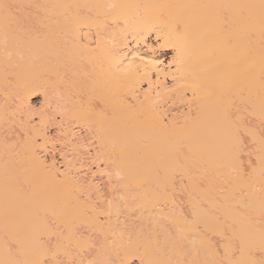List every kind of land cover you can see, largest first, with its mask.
Masks as SVG:
<instances>
[{"label": "bare ground", "instance_id": "1", "mask_svg": "<svg viewBox=\"0 0 264 264\" xmlns=\"http://www.w3.org/2000/svg\"><path fill=\"white\" fill-rule=\"evenodd\" d=\"M28 43L34 46L31 44L27 47ZM39 63L44 73H41V68L39 72L46 76L42 75L45 78L43 82L37 78L41 74L38 76L39 73H35L40 67H37ZM27 68L29 74L33 71L35 73L32 77L28 75L30 80L23 78L28 73ZM36 79L44 83L45 90H52L53 86V89L57 88L56 92L59 90L60 96L58 92V98L55 99L59 100L61 107L60 121L53 122L54 115L52 119L49 113L42 112L38 119L41 124H35L36 121L32 123L34 110L30 106L33 103L28 96L32 91L29 93L28 90L39 83ZM34 81L36 84L32 86ZM48 94L45 99L50 97ZM61 96L63 99L59 98ZM176 102L178 105L181 102L185 107H178ZM172 105L177 107L174 106V112L170 109ZM14 116L22 122L23 127L19 128L25 130L22 133L25 137L18 139L21 140L20 144L16 143L18 136L14 138L10 135L13 133L9 130L13 129H10V122L7 123L13 121ZM53 125L59 131L60 140L67 141L74 153L67 155L62 152L63 141L59 142L62 148L59 145L57 148V136L53 140L49 130ZM3 129L6 136L8 132L10 138L16 139L15 143L2 136ZM80 129L86 132L84 137ZM0 130V146L1 149L6 147L4 154L8 156L0 153V172L4 173H0L2 180L6 182L7 179L4 171L6 167L15 165L19 169L22 166H38V173L40 168L43 174H38L41 175L40 179L44 176L48 181L68 174L74 189L72 195L70 191L65 192L72 196L78 208L71 207L85 214L74 210L72 212L67 205L68 213L70 211L74 216L77 214L76 217L81 215L77 219L73 218L74 221L77 220L78 225L85 224V229L95 227L89 232L84 230L89 234L101 230L97 220L99 215L105 214L108 220L103 217L105 220L102 221L108 223L107 227L105 222V227L110 232L106 234L112 232L113 237L110 235L112 239L108 241L114 240V245L111 243L106 250H98L94 259L83 256L86 262L83 263L131 264L130 248L134 246L133 250L137 252L141 264H264V0H0ZM85 137L87 140H95L94 143L85 140ZM56 140L58 142L59 139ZM91 144H95L93 149L89 147L95 159L89 162L84 154L90 155L91 150L86 146ZM80 148L87 149L82 151ZM58 155L63 159L62 164L57 162ZM101 161L112 167V172L106 175L108 182H113L115 189L121 190H115L121 193L117 194L119 196L113 195L116 200L112 199L111 193L106 203V198L98 201V196L94 197L89 190L97 182V177L105 175V171L100 169ZM93 164L98 167V171H95ZM9 168L6 171L8 173L15 167L12 170ZM21 176H17L19 182L25 175ZM12 177H16V174ZM2 180L0 188L5 184ZM10 182L12 184L15 181ZM34 182L30 185L35 186ZM116 183L119 188L114 185ZM20 184L17 185L19 188L23 186ZM28 185L22 188H29ZM6 186L5 193L2 190L4 188L0 189L2 197L6 194L7 199L5 202V197L1 200L0 196V209H3L5 203L9 206L3 214L7 220L18 212H24L19 213L20 218L16 216L17 225L16 220L12 219L15 221L13 226L16 225L15 231L19 226L29 235L19 231L22 235L20 239L11 236L13 242L14 239L22 242V247L18 246L20 243L16 245L18 242L15 243L16 248L11 247L13 242L8 236L12 231L10 234L5 232L8 224L2 221L6 230H1L0 235L3 234L5 238L7 234L6 238L11 243L6 238L1 240L0 253L3 257L0 258L10 259L9 263H18L25 256L26 264L30 260L33 261L30 264H39V261L44 264L41 259L44 256L38 259L41 252H36L42 250L47 254L52 246L50 244L55 241L50 243L47 240L48 243L45 239L42 244L40 235H32V232H39H36L39 223L43 228V231L40 228L39 233L44 234L43 225L49 224L48 216L52 222L58 219L56 215L62 213V201H58L62 202L58 205V198L54 197L53 203L49 196L46 199V194L51 193L50 189L53 187L54 190L55 185H49L48 192L45 189L46 196L38 194L39 197L34 196V199V194L30 197L31 187L26 193L21 188V195L16 186L9 187L16 189L17 198L21 202H24L22 197L25 193V201L30 200V208L29 205L26 207L28 212L25 211L27 209L23 210L25 207L17 198L12 199V205L13 202L8 199L14 195L7 183ZM61 188L65 186L56 190L61 191ZM181 193L185 202L179 198L183 196ZM52 194L56 196L51 193V197ZM177 195H180L178 200ZM44 197L54 205L43 201ZM122 199L131 204L132 212L135 211L133 204L138 205L134 209L141 208L143 219L145 213H148L147 218H151L149 220L154 224L149 233L142 228L146 232L142 233L145 235L142 240H138L139 237H135L136 241L130 240V237L125 238L126 234H123L124 237V232L119 231V224L113 221L116 218L113 213L118 214ZM15 201L20 202L21 206L17 205V208ZM37 203L43 207L38 208ZM183 203H187L186 210L185 206L182 207ZM10 205L16 206L12 216L10 211L13 207ZM33 205H37V210ZM50 206L57 210L54 211ZM46 209V212H51V216L45 215ZM35 212H39L36 218L33 217ZM43 216H46L44 218L47 222H43V219L41 223L39 221ZM33 220L38 223L29 224ZM51 224H55L54 221L46 224L45 232L49 230L46 232L48 234L53 231L51 228L54 225ZM167 225L175 229L172 237H169L170 232L165 229ZM24 226L27 228L24 229ZM83 228H78L79 231L75 229L81 235L75 233L77 237L73 242L85 241L87 247H94L95 240L92 242L91 237L88 238L91 242L87 241L89 236L87 234L84 237ZM54 235L53 238H57ZM103 236L108 237L105 233ZM33 237L40 238L38 244ZM106 239L104 244L108 243ZM62 241L60 244H63ZM25 244L27 249L30 245L32 249H28L30 252L27 251V255L22 253ZM54 245L51 251L57 249L56 256L58 253L63 254V251L67 253L63 245L64 250ZM3 248L9 253H4ZM20 248L22 251H19ZM15 249L22 254L19 255ZM14 250L20 260H14L17 257ZM71 251L68 250L70 254ZM28 252L37 259L27 260ZM110 253L115 254L116 261ZM7 254L15 257H7ZM108 255L113 261H109ZM63 258L61 264H67L65 262L69 258L62 262ZM7 259L3 260L4 263ZM77 261L79 264L82 262ZM47 262L53 263L49 259ZM21 263L23 261L18 264Z\"/></svg>", "mask_w": 264, "mask_h": 264}, {"label": "rangeland", "instance_id": "2", "mask_svg": "<svg viewBox=\"0 0 264 264\" xmlns=\"http://www.w3.org/2000/svg\"><path fill=\"white\" fill-rule=\"evenodd\" d=\"M30 8H31V7H30ZM32 10H33V9H31V11H32ZM34 11H35V10H34ZM34 11H33V12H34ZM31 44H33V43H31ZM31 44L28 43L26 46H27V47L32 46ZM33 46H34V44H33ZM36 64H38V61H36ZM40 65H41V64L39 63V65H37V67L40 66ZM31 66H32V65H31ZM25 67H26V66H25ZM34 67H35V64H34ZM37 67H36V68H37ZM39 68H41V66L38 67V71L35 70V73H36V72L39 73L38 76H40L41 73H44V69L41 68V70H42V69H43V70H42V71L40 70V71H41V73H40V72H39ZM31 69H32V67L30 68V70H31ZM30 70H29V68H27L28 73H27V74H24L23 78H25V79L28 78V80H30V77H29V76L32 77V75H35L34 71H33L32 74H29V73H30ZM33 70H34V69H33ZM25 71H26V70H25ZM28 75H29V76H28ZM42 75H43V74H41V77H37V78H38V80L41 79L42 82H43L44 79H45L44 77H46V76L43 75L44 77H42ZM26 76H27V77H26ZM26 80H27V79H26ZM36 80H37V79H36ZM38 80H37V81H38ZM41 80H40V81H41ZM24 81H25V80H24ZM40 81H38L39 83H38L36 86H33V85L36 84V81H34V84L32 83L33 88H31L30 90H28L29 93L32 91V94H31V93H30V95L28 94V96H30L29 98H30L31 104L33 103L32 106H30V108L32 107V110L35 111V112L33 111V113H34L33 115H34V116L32 115V119H33V118H34V119L32 120V123L34 124V123H35L34 121H36L35 124H37V125H38V124H39V125L41 124V122H38V119L40 118L39 115H40L42 112H47V113H49V115L52 116V119L54 118V117H53V115H54L55 118L52 120L53 122H54V121L57 122L58 120L60 121L61 118H62V117H61V114H60V109H61V107H60L59 102H58L59 100L56 101V99H55V97L58 98V96H56V95H57V93L59 92V90H57L58 92H56V89H57V88H56V89H53V87H55V86H53V87H52V90H50V89H49L50 86H48L49 88H48V87H47V88H48L49 91H51V92H49L47 89H46V90H47V91H46V90L44 89V88H46L45 85H44V83H42V82H40ZM30 84H31V83H30ZM40 84H43V86L40 85ZM39 85H40L42 88H41ZM39 87H40V88H39ZM44 90H45V91H44ZM54 90H55V93H53ZM28 91H27V93H28ZM43 92H44V93L46 92L47 94L49 93V94H50V97L48 96L49 98H46V99H45L44 97H45V95H47V94H46V93L44 94ZM49 94H48V95H49ZM58 95L60 96V92L58 93ZM59 98L61 99L62 96L59 97ZM62 99H63V98H62ZM178 102H179V101H178ZM178 102H176L177 104H175V105H177L178 107H180V105H181L182 103L180 102L179 105H178ZM15 104H16V103H15ZM33 105H34V106H33ZM175 105H174V106H175ZM170 106H171V102L169 103V107H170ZM172 106H173V105H172ZM174 106L170 108L171 111L175 110V109H173V108H175L176 106H175V107H174ZM181 106H182V105H181ZM34 107H35V108H34ZM182 107L184 108L185 106L183 105ZM33 108H34V109H33ZM176 108H177V107H176ZM32 110H30V112H31ZM176 110H177V109H176ZM16 111H17V110H16ZM17 112L19 113V111H17ZM17 112H15V113H16V114H15L16 117H17ZM21 112H23V111H21ZM37 112H38V114H35V113H37ZM173 112H174V111H173ZM39 113H40V114H39ZM19 114H20V113H19ZM31 114H32V113H31ZM23 115H24V114H23ZM15 116H14V117H15ZM18 116H19V115H18ZM20 116H22V115L20 114ZM16 117L14 118L13 121H11V120H10V121H7V123L10 122L9 125H11L12 128H10L11 126H7V125H6L8 128L13 129V130L10 131L8 128H6L7 130H9L10 133H13V134H10V133L7 132V134H8L9 137L6 136V134H5L6 132H5V130H4L5 128H4V129H3L4 131L2 132V134H3V133H4V134H3L2 136H5L6 139L8 138L7 141L11 139L12 141H9V142H11V143H15V140L17 139V140H16V143H17V144H20V141H21V140H18V139H20V138H24V137H25V135H24V137H23V134H22L23 132L25 133V130L22 131L23 128H19V127H23V125H22V122H21V121L19 122L18 119H17ZM39 121H40V120H39ZM37 122H38V123H37ZM14 123H16V124H14ZM14 125H15L17 128H15ZM54 126H55V125H53V127L50 126L49 130L51 131V136H52V138H53V137L55 138V137L57 136V137L55 138V141H56V142L54 141V142H55V145L57 146V148L60 147V149L63 147V148H62L63 151H62V150H60V151L64 152V153L67 154V155H71V154H72L71 152H73V151H71V150H73V149H71L70 146L68 147V144H69V143H66L67 141H65V140H64V141H63V140H60V139H62V138L60 137V135H58V134H59V133H58L59 131H57V129H55V128H57V127H56V126L54 127ZM78 127H79V126H78ZM18 128H19V129H18ZM20 129H21V130H20ZM53 129H55V130H53ZM1 130H2V128H1ZM1 130H0V133H1ZM7 130H6V131H7ZM12 131H13V132H12ZM79 131L81 132L82 136L84 137V136H85V134H84L85 131H84L83 129H80ZM85 133H86V132H85ZM9 134H10V135H13L14 138H16V137L18 136V138L13 139L12 136H11L12 138H10V135H9ZM86 135H87V134H86ZM58 136H59L60 138H58ZM54 138H53V140H54ZM56 139H59L58 142H57ZM85 140H87V137H85ZM60 141H63V142H61V143H63V146H62V147H61L62 144L59 143ZM87 141H92V140L89 138V140H87ZM93 141H95V140H93ZM93 141H92V143H94ZM18 142H19V143H18ZM86 143H87V144H90V143H88V142H86ZM65 144H67V145H65ZM95 144H96V143H95ZM95 144H93V145L91 144V146H86V147H87V148L91 147V148L93 149V147H94ZM58 145H59V147H58ZM1 146H2V145H1ZM1 146H0V150H1L0 153H3V154H4V149H5L6 147H4V148L1 149ZM4 146H5V145H4ZM84 148H85V147H84ZM87 148H86V149H87ZM91 148H89V149L91 150V151H90V155H89L88 153H87V154H84L85 156L87 155V161H89V162H90L91 159H92L91 161H94V159H95V158L93 157L92 153H91V152H93V150H92ZM80 149H82V148H80ZM86 149H82V151H84V150H86ZM5 151H6V150H5ZM7 151H8V150H7ZM7 151H6V152H7ZM82 151H81V153H82ZM6 152H5V153H6ZM73 153H74V152H73ZM7 154H9V152H7ZM4 156L8 157L6 154H4ZM85 156H84V157H85ZM88 157H89V158H88ZM85 158H86V157H85ZM62 160H63V159L61 158V156L58 155V157H57V162L62 164ZM94 164H96V163H94ZM94 164L92 165L93 168L95 169V171H98V167H97L98 165L96 164V165H97V166H96V165H94ZM100 165H101L100 169H102L103 171H105V172H104L105 175L101 176L102 178H101V177H97V179H98V180L96 179L97 182H94V183H95V188H96V189L94 188V183H93V187H91V188H93V189L91 190V188H89V190L92 192V194H93L94 197H97V196H98V197H97V200H98V201H99V200L102 201L104 198H106V199H104V200H105L104 203H106V202H108V199L110 200L111 196H113V195L116 196L117 194H121V193H117V192H116V191H118V189H117V190L115 189V187L112 185V184H113L112 181H111L112 184L110 183V181L108 182L109 179H108V177H107L106 175H108L109 172H110V173L112 172V171H111L112 167L106 166V165L103 163V161L100 162ZM18 166H19V165H18ZM20 166H21V165H20ZM31 166H33V168H32ZM31 166H27L26 168H25L24 166H22V168L20 167V169H19V167H17V166L15 165V166H13V167H15L14 169H13V167H11L13 170H12L11 168H9V167H6V169L4 170V171H5V174H6V177H5V178H7V179H6V182H5L4 180H2L1 178H0V179L3 181V184H4V183H5V184L7 183V185H8V189L10 190L11 194L13 193V195H14V197H12L13 195H12V196L10 195L12 198H11V199H8V200H11V201H12L13 198H14V199L17 198V197H18V196H17V191L19 190L18 194H20V193H21V191H20L21 188H22L23 186H27L28 184H29V185H28L29 188L24 187V188H22V190L26 193V190H27V189L29 190L30 187H31V189L33 188L32 190H29L30 193H31V191H32L30 197H32V195L34 194L32 199H34V196L39 197L40 195H42V196H43V194L45 195V193H46V192H45V189H46V190H47V188L49 189V185L52 186V185L54 184V185H55V186H54V190H53V187H52V189H50V190H51V193H55L56 196H57V195H59V196L56 197L54 194H52V197H51V196H50L51 193L48 192V191H50V190H47V192L50 193L49 195H48V193L46 194L47 197H48V196L50 197V199H51L50 202L54 201V200H52L54 197H55L54 199L58 198V199H56V200H57L56 202H57L58 205H59V203L61 204L62 202L65 203L64 205H63V203H62L63 208L61 207V208H62V211H60V212H62V213H59V212H58V213L61 214V215L64 213V214L62 215L63 218H64V220H63V218L61 217V215H59V216H60V217H59L58 215H56L57 213L55 212L54 215H56L58 219H56V218L53 219V221H54L55 224H51V225H54V226H52L53 228H51V225H50V228H51L53 231L50 230L51 232H50L49 234L46 233V232H48L49 230L45 232V229H47L46 226L49 225L50 223H52L53 221L51 220L52 222H50V221L48 220V219L50 218L48 215L51 216V214H50L51 212H46L47 209L44 211V212H46V214H45V213H43V214H45V215L48 214V215H47V216H48L47 221L49 222V224L46 223L47 225H46V224H45V225L42 224L43 226H45V229H44V232H43L44 234L46 233L45 236H44L45 238L43 237L44 234L41 233V234H42V235H41V234L39 233V232H40V228H41L42 226H40L38 222H35V221H34V220H36V219H34L33 221H31L30 223L27 221L29 224H31V223H33V224L38 223V224H37L38 229L36 228L37 226H33V227L36 228V232H38L37 230H39V232H38V233H33V232H32V235H33V234H34V235H35V234H36V235L39 234V235H40V238H41V241H40V238H37L39 235H38L37 237H33V238H36L35 241L38 240V241H40V243H42L43 240H45V239H46L45 242H46L47 240H49L50 243H52L53 241H55V242H53L55 245H54V244H50V245H52V246H51V249L53 248V245H54L55 248H56V247H62L61 245H63V247L66 249L65 252H67V253H64V251H63V252H62L63 254L58 253V256H56V254H55V252L57 253V251H56L57 249H56V250H53V251H51V249H48V250H50L51 252L48 251V250H47L48 252L46 251L47 254L49 255V256H47V257H45L47 254L44 253L42 250H41V251H37V252H36L37 254H38V252H41V254L39 253V256H40V257H38V255H37L38 259L41 258L42 256H44V257L41 258V259L43 260L42 263H44V264H45V263H46V264L49 263V262H47L48 259H49L51 263L53 262L54 264H61V261H60L61 258L64 257V258L62 259V260H63L62 262H65V261H66V260H67V259L73 254L72 252H74V254L72 255L74 258H73V257H70L65 263L68 262L67 264H70V263L72 264V263L74 262V263L76 264L75 261L80 260V262L82 261L80 264H85V263H86V262L84 261L85 258L88 257V258H93V259H94V258H95V255H96V252H97L98 250H100V249L102 250V248H105V250H106V248H107V246H109V244H111V243L113 244V241H114V240L111 241V242H109V241L112 239V237H113V234L111 235L112 232L110 233V235H111L112 237H111L110 235L106 234V232H110V230L106 229L109 225H108V223H107L106 221H102V220L107 219L106 216H105V214L103 215V214L100 213L102 216L99 215L98 220H97V221H98V224L101 225V226H100V229H101L102 231H101V230L91 231L92 233L90 232V233H89L90 235H89L87 232H89L91 228H89V229L86 228V229H85V228H83V227H85V224H83V225L81 224V225H82V227H81L80 224H79V225L77 224V223H78L77 220L74 221V219H75V217H76L77 214H75L76 212H74V214H75V216H74L73 213H70L71 209H72V212H73V210H74V211H77L78 213H80L81 210L78 209V210H79V211H78L76 208L71 207V206H75V207H77V204L74 202L72 196L70 197V195H72V193H73V189H74V188H73V184H72L73 182H70V180H69V179H71V176L68 177V174H64L63 176H61V177H63V178L58 177V178H56L55 180L48 181V180H46V179L44 178V176H42L43 179H40V178H41V175H43V174H42L41 169L39 168V173H40L41 175H40V176L38 175V174H39V173H38V166H34V165H31ZM23 167H24V169H23ZM29 167H31V168L29 169ZM106 167H108L109 169L106 168ZM8 168H9L10 170H12V172H11V171H10V173L6 172V171H8ZM16 168H17V169H16ZM22 169H23V171H22ZM31 169H32V170H31ZM100 169H99V170H100ZM25 170H26V171L28 170V171L26 172ZM29 170H30V171H29ZM33 170H37V171H33ZM13 171H15L16 173L13 172ZM18 171H21L25 176L23 177V174H22L21 172H18ZM40 171H41V172H40ZM24 172H25V173H24ZM31 172H32V173H31ZM34 172H36L37 175H32V174H34ZM0 173H3V172H0ZM7 173H8V174H7ZM13 173H14V174H13ZM27 173H29V174H27ZM30 173H31V174H30ZM3 174H4V173H3ZM10 174H13L14 176H15V174H16V177L19 176V175H22L21 178L23 177V179H21L22 181L20 180V182H19V179H20L19 177H17V178H16V177H12L13 175L11 176ZM28 175H29L30 177H28ZM65 175H66V178H65ZM26 176H27V178H26ZM32 176H33L34 178H33ZM38 176H39V178H38ZM11 177H12V178H11ZM67 177H68V178H67ZM10 178H11L12 181H13V180L15 181V182H13L14 184H13V183L11 184V182H10L11 180H9ZM14 178L17 179L18 182H17V180H15ZM36 178H38V179L36 180ZM62 179H63V180H62ZM64 179H65V181H64ZM1 180H0V182H1ZM30 180H31L32 182H30ZM23 181H24L26 184H25V183H24V184L21 183V182H23ZM33 181H35V182H34L35 186H34V185H30V183L32 184ZM37 181H38V182H41V183H36ZM44 181H45V182H44ZM71 181H72V179H71ZM67 182H68V183H67ZM69 182H70V183H69ZM105 182H106V183H105ZM20 183H21V184H20ZM27 183H28V184H27ZM43 183H44V184H43ZM58 183H59V184H58ZM104 183H105V184H104ZM1 184H2V183H1ZM5 184H4L3 187L1 186V188H4V189H2L3 191H4L5 189L7 190V186L5 187ZM15 184H16V185H15ZM19 184H20L21 186H22V185H23V186H22V187L20 186L21 188H19V187H18ZM41 184H42V185H41ZM47 184H49V185H47ZM67 184H68V186H67ZM69 184H70V185H69ZM71 184H72V186H71ZM110 184H111L112 186H111ZM11 185H13V186H11ZM17 185H18V186H17ZM46 185H47V186H46ZM56 185H57V186H56ZM114 185L116 186V188H119V187H117V186H118L117 183L114 184ZM15 186H16L17 188H16ZM42 186H43V187H42ZM60 186H61V187H62V186H65V188H61L62 190H61V191H58V190H60V189H58ZM96 186H97V187H96ZM106 186H107V187H106ZM9 187H10V188L15 187V188L17 189V191H16V189L13 190V189H10ZM38 187H39V188H38ZM66 187H67V188H66ZM1 188H0V189H1ZM50 188H51V187H50ZM56 188H57L58 190H56ZM97 188H98V189H97ZM113 188H114V189H113ZM42 189H43V190H42ZM63 189H64V193H65L66 195L62 192ZM71 189H72V190H71ZM94 189H95V190H94ZM112 189H113L114 191H113ZM6 190H5V191H6ZM11 190H12V191H11ZM55 190H56V191H55ZM65 190L70 191V195H69V196L67 195V194H69V193H68V192H65ZM93 190H94L95 192H94ZM97 190H98V193L96 192ZM109 190H110L111 192H110ZM115 190H116V191H115ZM5 191H4V193H5ZM33 191H34L36 194H35ZM99 191H100V192H99ZM108 191H109V192H108ZM0 192H1V191H0ZM27 192H28V191H27ZM29 192H28V194L30 195ZM39 192H40V193H39ZM59 192H60V193H59ZM61 192H62V193H61ZM118 192H121V190L119 189ZM25 193H23V194H24V196L22 195L23 197L21 196V197L23 198V199H22V198H21V199L24 200V202H26L25 199H24V197H27V196H25ZM94 193H96V194H95L96 196L94 195ZM102 193H103V194H102ZM111 193H112V195H111ZM7 194H8V193H7ZM15 194H16V195H15ZM38 194H39V196H38ZM115 194H116V195H115ZM181 194L183 195V193H181ZM181 194H180V195H181ZM20 195H21V194H20ZM46 195H45V196H46ZM53 195H54V196H53ZM60 195L62 196L61 200H60V197H61ZM108 195H109V196H108ZM110 195H111V196H110ZM180 195H179V196H180ZM0 196L2 197L3 194L1 195V193H0ZM99 196H100V197H99ZM114 196H113V197H114ZM117 196H119V195H117ZM179 196L177 195V200H178L179 198H182V199H183V197H184V195H183L182 197H179ZM4 197H5V200H4V201L6 202V200H7V199H6V194H5ZM4 197H2L1 200H2ZM8 197H9V195H8ZM49 197H48V198L44 197L43 201L45 200V198L48 200ZM69 197H70V198H69ZM108 197H109V198H108ZM113 197H112V199L116 200V198H115V197L113 198ZM178 197H179V198H178ZM19 198H20V197H19ZM63 198H66V199H63ZM68 198L71 199V200H69ZM101 198H102V199H101ZM107 198H108V199H107ZM117 198H118V197H117ZM26 199H28V198H26ZM30 199H31V198H30ZM35 199H36V198H35ZM41 199H42V197H41ZM41 199L38 200V198H37L38 201H41ZM112 199H111V200H112ZM18 200H19V199L17 198V201H18ZM47 200H45L46 203L48 202ZM64 200H66V201L69 200V201L66 202V201H64ZM106 200H107V201H106ZM117 200H118V199H117ZM122 200H123V199H122ZM124 200H125V199H124ZM124 200H123V202H120V205H121L122 207H124V208L120 207V205H119L118 209H119L120 211H119V210L117 211L118 214H117L116 212L113 213V215H116V218H118V219H116L115 216H114V218H115L116 220L113 219V221H114V223L117 222L116 224H119V226H120V230H119V231H120V232H124V233H122V235H123V234H124V235L126 234V235H125L126 237L123 235L125 238L128 237V239H129V237H130V240H133V239H135V237H139V238H137V239H138V240H142V239L144 238V236H145L144 234H145L146 232L149 233V232H151V231L153 230V228H154L153 225H154V224H152V220H149V219H151V218H149V217L147 218L148 213H147V214L145 213V215H146V216L144 217V219L146 220V221H145V220L143 219V217H142V213L140 212L141 208H139L138 210H136V209H134V207L136 208L138 205H137V206H136V205L134 206V204H133V210L137 211V213H135V211L132 212V207L129 206V205H131V204H130L129 202H127L126 200H125V201H124ZM180 200H181V199H180ZM11 201H10V202H11ZM19 201H20V200H19ZM29 201H30V200H29ZM29 201L27 200V202L25 203L26 206H25V204H24L23 201H22V202L20 201L21 203H23L22 207H25V208H23V210L27 209V210H25V211H27V212H28V208H30V205L28 204ZM33 201H34V200H33ZM58 201H62V202H59V203H58ZM70 201H71V202H70ZM72 201H73L74 203H73ZM120 201H121V200H120ZM182 201L185 202L184 199H183ZM182 201H181V202H182ZM0 202H1V201H0ZM2 202H3V201H2ZM5 202H4V203H5ZM8 202H9V201H8ZM12 202H13V201H12ZM20 202H16V201H15V203H16L15 205H16V206H17V205L21 206V203H20ZM41 202H42V201H41ZM45 202H44V203H45ZM50 202H48L49 205H54V204H50ZM4 203H3V204H4ZM30 203H32V202H30ZM34 203H35V201H34ZM42 203H43V202H42ZM44 203H43V204H44ZM52 203H53V202H52ZM67 203H68V204H67ZM72 203H73L74 205H73ZM123 203H124V204H123ZM125 203H127L128 205L126 206ZM9 204H10V203H9ZM13 204H14V202L12 203V205H13ZM38 204H39V203H37V205H38ZM57 204H56V205H57ZM70 204H72V205H70ZM15 205H14V206H11V205H10V207H13V210H12V208H11L12 211H10V215H11V213H13V211L15 210V207H16ZM27 205H29L28 208H26ZM37 205H35V206H37ZM39 205H40V204H39ZM39 205L37 206L38 208H42V207H43V206H42V207H39ZM45 205H47V204H45ZM49 205H48V206H49ZM67 205L70 207V208L68 207V208L70 209L69 213H68V210H69V209L66 207ZM2 206H3V209H5V210L3 211V209H0V211H1V214H0V219H1V220H0V221H1V222H0V231L2 230V232H4V229L6 230V225H3V223H2V221H6V222H4V223H7V224H8V225H7L8 229H7L5 232H7L8 234H10L11 231H12V233L14 232V236L12 235V233L8 236V237H10V240L13 242L12 237L16 238V237L18 236V238H19V237L22 236V235L20 236L19 231L21 232V234H24V233L26 232V231L23 230L22 228H19V226H17V229L19 228L18 230L16 229V231H15V229H14V228H15L14 226L17 225V222H18L17 220H18V218L21 217L20 214H23L24 212H21V213H20V212H18V213L15 212L16 214L13 213L14 216L11 217V218L14 219V220H16V225L13 226V224H15V221H13V220L10 219V218H9V220H10V221H9V220H7V219L4 217V215H3L4 212L6 211V209H9V208H8L9 206H8L6 203H5L4 205H2ZM19 206H17V208H18ZM33 206H34V205H33ZM35 206H34V207H35ZM40 206H41V205H40ZM48 206H46V208H47ZM60 206H61V205H60ZM184 206H185V210H186L187 203H186V204L183 203V206H182V207H184ZM22 207H20V208H22ZM31 207H32V206H31ZM37 207H35L36 210H37ZM44 207H45V206H44ZM52 207H53V206H52ZM52 207L50 206L51 209H52ZM55 207H58V206H55ZM64 207H65V208H64ZM126 207H127L128 209H127ZM130 207H131V209H130ZM138 207H139V206H138ZM0 208H1V204H0ZM17 208H16V209H17ZM32 208H33V207H32ZM48 208H49V207H48ZM59 208H60V207H59ZM61 208H60V209H61ZM73 208H74V209H73ZM77 208H78V207H77ZM120 208H121V209H120ZM187 208H188V207H187ZM44 209H45V208H44ZM51 209H49V210H51ZM54 209L57 210V208H54V207H53V210H54ZM66 209H68V210H66ZM75 209H76V210H75ZM125 209H126V210H125ZM183 209H184V208H183ZM17 210H18V209H17ZM17 210H16V211H17ZM19 210L22 211V209H19ZM19 210H18V211H19ZM32 210H33V209H32ZM39 210H41V209H39ZM63 210H64V211H63ZM130 210H131V211H130ZM2 211H3V213H2ZM54 211H55V210H54ZM54 211H53V212H54ZM58 211H59V210H58ZM8 212H9V210L7 211V213H8ZM30 212H34V211H31V210H30ZM42 212H43V210H42ZM53 212H52V213H53ZM119 212H121V213H119ZM130 212H131V213H130ZM138 212H139V213H138ZM5 213H6V212H5ZM19 213H20V214H19ZM66 213H68V216H67ZM81 213H82V212H81ZM25 214H26V213H25ZM28 214H30V213H28ZM35 214H36V215H34V213H33V217L36 218V216H38L37 214H39V212H35ZM65 214H66V215H65ZM69 214H71V216H70ZM137 214H139L140 217L137 216ZM140 214H141V215H140ZM143 214H144V213H143ZM26 215H27V214H26ZM72 215H73V217H72ZM82 215H85V214L82 213ZM117 215H118V216H117ZM8 216H9V213H8ZM8 216L6 215L7 218H8ZM11 216H12V215H11ZM16 216H17L18 218H17ZM19 216H20V217H19ZM39 216H40V215H39ZM78 216H81V215H78ZM78 216H77V217H78ZM143 216H144V215H143ZM149 216H151V215H149ZM24 217H25V215H24ZM28 217H29V215H28ZM33 217H32V218H33ZM40 217H42V213H41V216H40ZM44 217H46V216H43V218H41L39 222H41V220L45 219ZM66 217H69V218H66ZM71 217H72V218H71ZM77 217H76V219H77ZM83 217H84V216H83ZM103 217H105V219H104ZM16 218H17V219H16ZM70 218H71V219H70ZM73 218H74V219H73ZM79 218H80V217H79ZM111 218H113V217H111ZM23 219H24V218H23ZM23 219H21V220H23ZM25 219H26V218H25ZM29 219H30V218H29ZM29 219H28V220H29ZM80 219H81V218H80ZM21 220H20V221H21ZM55 220H57V222H55ZM65 220H66V221H65ZM78 220H79V219H78ZM107 220H108V219H107ZM110 220H111V219H110ZM117 220H118V221H117ZM143 220H144V222H142ZM29 221H30V220H29ZM47 221H46V219H45L43 222H47ZM59 221L62 222V223H60ZM111 221H112V220H111ZM115 221H116V222H115ZM148 221H149V222H148ZM23 222H24V221H23ZM25 222H26V220H25ZM25 222H24V223H25ZM34 222H35V223H34ZM43 222H41V223H43ZM76 222H77V223H76ZM80 222H81V223H84V222H82L81 220H80ZM99 222H100V223H99ZM105 222L107 223V227H105V225H106ZM145 222H147L148 224H145ZM150 222H151V223H150ZM1 223H2V224H1ZM11 223H12V224H11ZM21 223H22V221H21ZM41 223H40V224H41ZM58 223H60V224L58 225L59 227L56 225V224H58ZM25 224H26V226L28 227L27 223H25ZM62 224H64V225H62ZM149 224H150V226H148ZM55 225H56L57 227H56ZM76 225L78 226L79 229H80V228H83V231H84V230L87 231V232L84 231V232H85V233H84V234H85L84 237L87 236V234H88V236H89V237H87V241H90V239L88 240V238H91V237H92V238H91V239H92V242L95 240V241L93 242V243H95V244H94V247H93V246H92V247L89 246V244H87V245L89 246V247H87L85 241H81V242H80L81 244L79 243V241H78L77 243H76L75 241H74L75 243L73 242L74 238L76 239V237H77V236H76L77 234L75 235V233H79V232H76L77 229H78ZM96 225H97V224H96ZM103 225H104V226H103ZM139 225H140V226H139ZM3 226H4V227H3ZM22 226H23V225H22ZM26 226H24V229L27 228ZM39 226H40V227H39ZM60 226H61V227H60ZM64 226H65V227H64ZM12 227H13V228H12ZM20 227H21V225H20ZM25 227H26V228H25ZM31 227H32V225H31ZM31 227H29L30 230L32 229ZM54 227H55V229H54ZM75 227H76L77 229H76ZM98 227H99V225H98ZM149 227H151V229H150ZM170 227H171V226L167 225V226L165 227V229L167 230V232H170L169 237H172V236H173V232L175 231V229H174L173 227H171V228H173V230H172ZM2 228H3V229H2ZM34 228H33V229H34ZM48 228H49V227H48ZM56 228H60V229H56ZM61 228H63V229L61 230ZM74 228L76 229V231H75ZM104 228H105L106 230H105ZM142 228H145V230H147V231L145 232V230L142 229ZM21 229H22V230H21ZM41 229H42L41 231H43V228H41ZM79 229H78V231H79ZM94 229H95V227H94V228L92 227L91 230H94ZM96 229H97V227H96ZM103 229H104V230H103ZM141 229H142L143 231H142ZM27 230H28V229H27ZM54 230H55V231L58 230V231H56V233H55ZM59 230H61V232H63V233H61ZM88 230H89V231H88ZM8 231H9V232H8ZM23 231H24V232H23ZM32 231H33V230H32ZM34 231H35V230H34ZM73 231H74V234H73ZM119 231H118V233H119ZM172 231H173V232H172ZM2 232H1V233H2ZM22 232H23V233H22ZM58 232H60V233L58 234L59 237L56 235ZM80 232H81V231H80ZM133 232H134V233H133ZM144 232H145V233H144ZM1 233H0V234H1ZM104 233H105V236H108V237H104V236H103ZM130 233L134 234V236L131 235ZM142 233H144V234H142ZM18 234H19V235H18ZM26 234H27V233H25V235H26ZM54 234H55V235H54ZM62 234H63L64 236H62ZM92 234H93L94 236H91ZM120 234H121V233H120ZM127 234H128V235H127ZM129 234H130V236H129ZM164 234H165V230H164ZM25 235H24V236H25ZM27 235H29V234H27ZM36 235H35V236H36ZM53 235H54V236H57V238H53ZM78 235H81V233H79ZM0 236H2V239H0V242L4 241V240H3V238H4L3 234L0 235ZM6 236H7V234H6ZM6 236H5V238H6ZM11 236H12V237H11ZM30 236H31V234H30ZM50 236H51L53 239H51ZM70 236H71V237H70ZM109 236H110L111 238H110ZM131 236H132V237H131ZM142 236H143V237H142ZM25 237H26V236H25ZM46 237H48V238H46ZM63 237H64V238H63ZM78 237H79V236H78ZM102 237H104V238L102 239ZM5 238H4V239H5ZM26 238H27V237H26ZM30 238H31V237H30ZM30 238H28V240H29ZM62 238H63V239H62ZM79 238L81 239L82 237H79ZM105 238H107V239H106V242H108V243H105V244H104V242H105V241H104ZM108 238H109V239H108ZM6 239H7V238H6ZM19 239H20V238H19ZM22 239H24V238H22ZM54 239H56V240L58 239V242H57L56 240H54ZM60 239H61V240H64V241H62L63 244H60V243H61V240H60ZM1 240H2V241H1ZM7 240H9V239H7ZM10 240H9V242H10ZM28 240H27V241H28ZM30 240H33V239H30ZM83 240H84V238H83ZM85 240H86V238H85ZM108 240H109V241H108ZM186 240H187V239H186ZM14 241H15V242H13L14 245L12 244L11 247H13V246L15 247V243L18 242V240L16 241L15 239H14ZM21 241H22V240H21ZM23 241H24V240H23ZM38 241H37V244H38ZM51 241H52V242H51ZM59 241H60V242H59ZM134 241H136V239H135ZM188 241H189V240H188ZM5 242H6V240H5ZM25 242H26V240L24 241V243H25ZM28 242H30V241H28ZM45 242H43V243H45ZM47 242H48V241H47ZM49 242H48V243H49ZM56 242H57V243H56ZM90 242H91V241H90ZM101 242H103V243H102V245H104L103 247H101L102 245H100ZM10 243H11V242H10ZM19 243H20V244H19ZM21 243H22V242H20V240H19V242H18L16 245L19 244L18 246H19V247H22V244H21ZM40 243H39V244H40ZM43 243H42V244H43ZM88 243H89V242H88ZM2 244H3V243H2ZM42 244H41V245H42ZM46 244H47V243H46ZM46 244H45V245H46ZM59 244H60V245H59ZM64 244H65V245H64ZM78 244H79V246H78ZM97 244H98V245H97ZM10 245H11V244H10ZM47 245H48V247H50L49 244H47ZM105 245H106V247H105ZM113 245H114V244H113ZM113 245H112V246H113ZM1 246H2V245H1ZM1 246H0V247H1ZM23 246H24V245H23ZM30 246H31V245H30ZM30 246H28V247H29L28 249H29V250H32V249H30ZM95 246H96L97 249L95 248ZM3 247H4V246H3ZM14 247H13V248H14ZM16 247H17V246H16ZM16 247H15V248H16ZM26 247H27V244H25V247H23V249H24L23 252H22L23 255H27V251H29ZM63 247H62L61 249H63ZM90 247H91V250H90ZM98 247H99V248H98ZM100 247H101V248H100ZM25 248H26V249H25ZM31 248H32V247H31ZM20 249H21V250H19V251H22V248H20ZM53 249H54V248H53ZM59 249H60V248H59ZM131 249H132V251H131ZM133 249H135L134 246H132V248H130V251L132 252V254H131V262H132L133 264H141V263H140V262H141L140 259H138L139 257H138V255H137V252H135ZM3 250H4V248H3ZM15 250H16V249H15ZM15 250H14V252H15ZM63 250H64V249H63ZM68 250H69V251L72 250V251H71V254H70V252H68ZM103 250H104V249H103ZM1 251H2V250H1ZM19 251H18V252H19ZM44 251H45V250H44ZM136 251H137V250H136ZM7 252L9 253V251H5V250H4V253H7ZM10 252H12V251L10 250ZM16 252H17V250H16ZM16 252H15V253H16ZM18 252H17V253H18ZM29 252H30V251H29ZM29 252H28V256H29V258H28L27 260H29V259H37V258H34V257H36V256L33 255V256H34V257H33V256L31 255V253H29ZM49 252H50V253H49ZM53 252H54L53 257L56 256V257H54L55 259L51 256V255L53 254ZM75 252H76V253H75ZM77 252H78V253H77ZM98 252H99V251H98ZM111 252H112V251H111ZM2 253H3V252H2ZM4 253H3V254H4ZM17 253H16V255L14 254V255L17 256V257H15V256H13V255L11 256V255H8V254H7V257H10V258H11V257H15V258H17V259L14 258V260H18V259L20 260L21 258L18 257V254H17ZM19 253H20V252H19ZM22 253H20L19 255H21ZM34 253H35V252H34ZM36 253H35V255H36ZM43 253L46 254V255H44ZM113 253H114V252H113ZM113 253H110V255H111V257H113V259L115 260V257H114L115 254L112 255ZM11 254H12V253H11ZM50 254H51V255H50ZM76 254L80 257V259H79L78 256H76ZM79 254L82 255V256H80ZM0 255H1V253H0ZM62 255H63V257H62ZM65 255H66V256H65ZM74 255H75V256H74ZM28 256H27V257H28ZM67 256H69V257H67ZM83 256H84L85 258H84ZM89 256H90V257H89ZM0 257H3V255H1ZM4 257H6V256H4ZM21 257H22V256H21ZM24 257H25V256H24ZM24 257H23V260L21 259L19 262H22V261H23V264H26L27 262L25 261ZM48 257H49V258H48ZM57 257H58V259H56ZM59 257H60V258H59ZM66 257H67V258H66ZM76 257H77V258H76ZM81 257H82V258H81ZM108 257H109V255H108ZM129 257H130V256H129ZM25 258H26V257H25ZM51 258H52V259H51ZM75 258H76L77 260H76ZM88 258H87V259H88ZM4 259H7V258H4ZM4 259H3V260H4ZM12 259H13V258H12ZM71 259L73 260V262L71 261ZM87 259H86V260H87ZM93 259H91V261H92ZM113 259L110 260V257H109V261H113ZM3 260H1V258H0V264H3V263H4ZM9 260H10V259H7V262H5V263H6V264H16V263H17V261H15V262L12 261V262H14V263H9V262H8ZM45 260H46V262H45ZM51 260H52V261H51ZM64 260H65V261H64ZM129 260H130V259H129ZM24 261H25L26 263H24ZM30 261H31V262H28L29 264L33 262L32 260H30ZM69 261H70V262H69ZM115 261H116V260H115ZM139 261H140V262H139ZM1 262H2V263H1ZM19 262H18V263H19ZM77 262H78V261H77ZM83 262H85V263H83ZM5 263H4V264H5ZM18 263H17V264H18ZM37 263L40 264L41 262L39 261V262H37ZM53 263H52V264H53ZM74 263H73V264H74ZM132 263H131V264H132ZM21 264H22V263H21ZM63 264H64V263H63ZM77 264H79V262H78Z\"/></svg>", "mask_w": 264, "mask_h": 264}]
</instances>
